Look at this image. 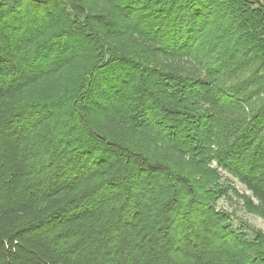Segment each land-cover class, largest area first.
Here are the masks:
<instances>
[{
  "label": "trees",
  "instance_id": "1",
  "mask_svg": "<svg viewBox=\"0 0 264 264\" xmlns=\"http://www.w3.org/2000/svg\"><path fill=\"white\" fill-rule=\"evenodd\" d=\"M232 192L264 218V0H0V264H264Z\"/></svg>",
  "mask_w": 264,
  "mask_h": 264
},
{
  "label": "rangeland",
  "instance_id": "2",
  "mask_svg": "<svg viewBox=\"0 0 264 264\" xmlns=\"http://www.w3.org/2000/svg\"><path fill=\"white\" fill-rule=\"evenodd\" d=\"M230 178L232 179L234 187L240 193L250 194V192L246 189L244 185H242L236 179H233L232 177ZM231 195L233 196L232 200L222 197L217 203V208L233 213L234 224L236 225L240 222V220L244 219V220L249 221L253 225L261 228L264 231V218L261 217L260 215H256V214H252L248 212L243 206L242 200L238 196L233 194V192L231 193Z\"/></svg>",
  "mask_w": 264,
  "mask_h": 264
}]
</instances>
